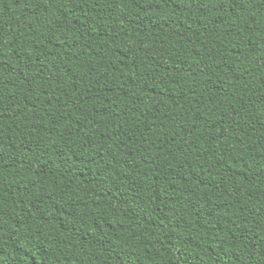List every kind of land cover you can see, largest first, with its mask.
<instances>
[{
  "label": "trees",
  "instance_id": "16d2710c",
  "mask_svg": "<svg viewBox=\"0 0 264 264\" xmlns=\"http://www.w3.org/2000/svg\"><path fill=\"white\" fill-rule=\"evenodd\" d=\"M0 264H264V0H0Z\"/></svg>",
  "mask_w": 264,
  "mask_h": 264
}]
</instances>
